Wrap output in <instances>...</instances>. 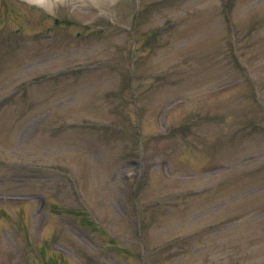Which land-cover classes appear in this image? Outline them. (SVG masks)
Wrapping results in <instances>:
<instances>
[{
    "label": "rangeland",
    "instance_id": "rangeland-1",
    "mask_svg": "<svg viewBox=\"0 0 264 264\" xmlns=\"http://www.w3.org/2000/svg\"><path fill=\"white\" fill-rule=\"evenodd\" d=\"M108 3L0 0V264H264V0Z\"/></svg>",
    "mask_w": 264,
    "mask_h": 264
},
{
    "label": "bare ground",
    "instance_id": "bare-ground-1",
    "mask_svg": "<svg viewBox=\"0 0 264 264\" xmlns=\"http://www.w3.org/2000/svg\"><path fill=\"white\" fill-rule=\"evenodd\" d=\"M30 3L36 4L37 6H41L42 8H45L47 11L51 12L54 4H57L59 0H26ZM101 1H108V0H101ZM114 6L113 0H110V3L106 4L105 7H110L111 8Z\"/></svg>",
    "mask_w": 264,
    "mask_h": 264
}]
</instances>
